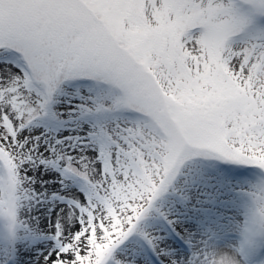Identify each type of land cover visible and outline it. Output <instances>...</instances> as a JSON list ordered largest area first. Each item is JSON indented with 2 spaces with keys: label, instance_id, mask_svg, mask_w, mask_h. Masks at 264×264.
I'll use <instances>...</instances> for the list:
<instances>
[{
  "label": "snow or ice",
  "instance_id": "snow-or-ice-1",
  "mask_svg": "<svg viewBox=\"0 0 264 264\" xmlns=\"http://www.w3.org/2000/svg\"><path fill=\"white\" fill-rule=\"evenodd\" d=\"M0 264H264V0H0Z\"/></svg>",
  "mask_w": 264,
  "mask_h": 264
},
{
  "label": "rangeland",
  "instance_id": "rangeland-1",
  "mask_svg": "<svg viewBox=\"0 0 264 264\" xmlns=\"http://www.w3.org/2000/svg\"><path fill=\"white\" fill-rule=\"evenodd\" d=\"M70 91H71V89H70ZM133 118V116H132V114H129L128 115V119H132ZM251 171V170H250Z\"/></svg>",
  "mask_w": 264,
  "mask_h": 264
}]
</instances>
